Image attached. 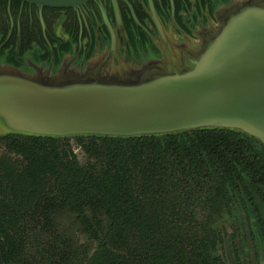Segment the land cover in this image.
<instances>
[{"label":"trees","instance_id":"16d2710c","mask_svg":"<svg viewBox=\"0 0 264 264\" xmlns=\"http://www.w3.org/2000/svg\"><path fill=\"white\" fill-rule=\"evenodd\" d=\"M256 198L264 146L232 131L0 137V264H228L249 221L264 239Z\"/></svg>","mask_w":264,"mask_h":264},{"label":"water","instance_id":"95a60500","mask_svg":"<svg viewBox=\"0 0 264 264\" xmlns=\"http://www.w3.org/2000/svg\"><path fill=\"white\" fill-rule=\"evenodd\" d=\"M20 1L67 8L88 0ZM222 13L219 29L198 45L167 46L162 35V58L141 66L118 59L108 68L112 44L105 62L65 67L54 77L0 68V137L163 138L223 130L264 146V0H240ZM253 233V264H264L255 222Z\"/></svg>","mask_w":264,"mask_h":264},{"label":"flooded vegetation","instance_id":"af4514ba","mask_svg":"<svg viewBox=\"0 0 264 264\" xmlns=\"http://www.w3.org/2000/svg\"><path fill=\"white\" fill-rule=\"evenodd\" d=\"M239 1L88 0L76 7L48 8L20 0H6L3 6L0 0V68L54 77L65 67L81 70L105 62L112 44L108 68L117 67L118 59L141 66L162 58V35L167 46H185L186 40L200 44V37L219 29L223 10ZM253 223L249 221L250 232L230 240L236 264L254 263L251 247L258 262Z\"/></svg>","mask_w":264,"mask_h":264},{"label":"rangeland","instance_id":"374dc122","mask_svg":"<svg viewBox=\"0 0 264 264\" xmlns=\"http://www.w3.org/2000/svg\"><path fill=\"white\" fill-rule=\"evenodd\" d=\"M62 229H64L65 231L67 230L68 233L76 236L77 240L81 242L85 241V239H83V237L78 234L77 228L72 225L71 222H66L62 226ZM218 255L221 256L225 261H227L228 264H233L234 259L232 257V248L230 247V240L226 241L224 251L219 250Z\"/></svg>","mask_w":264,"mask_h":264}]
</instances>
